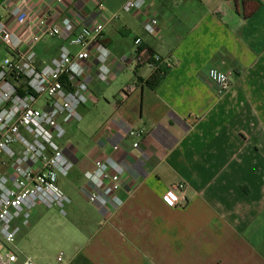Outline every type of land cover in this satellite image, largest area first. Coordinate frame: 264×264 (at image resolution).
Listing matches in <instances>:
<instances>
[{
    "label": "crops",
    "instance_id": "1",
    "mask_svg": "<svg viewBox=\"0 0 264 264\" xmlns=\"http://www.w3.org/2000/svg\"><path fill=\"white\" fill-rule=\"evenodd\" d=\"M99 1L48 0L58 21L104 23L102 42L113 54L114 74L108 85L93 79L96 102L79 109L87 128L98 122L94 112L104 109L102 98L111 109L89 131L91 140L77 139L82 124L72 123L60 141L74 164L70 177L59 181L70 198L66 219L54 224V208L38 206L23 232L56 227L66 241L54 260L34 261L264 264V0H148L130 13L122 10L128 0H105L103 18ZM11 3L23 5L31 21L48 8L40 0H0V12L7 15ZM152 17L159 22L156 34L144 29ZM136 39L147 54L173 62L154 86L148 67L120 62ZM59 44L46 38L37 51L54 57ZM5 53L1 47L0 60ZM211 68L232 72L223 95L208 79ZM126 70L131 80L118 83ZM133 83L139 84L135 93L110 102L113 88ZM133 128L145 131L139 149L132 148L138 139L127 137ZM107 155L126 170L119 208L88 201L84 173ZM179 182L185 205L171 207L163 195Z\"/></svg>",
    "mask_w": 264,
    "mask_h": 264
},
{
    "label": "built area",
    "instance_id": "2",
    "mask_svg": "<svg viewBox=\"0 0 264 264\" xmlns=\"http://www.w3.org/2000/svg\"><path fill=\"white\" fill-rule=\"evenodd\" d=\"M40 1L48 8L34 21L21 4H9L7 15L0 12V48L8 53L0 60V264H37L21 255L16 244L35 208H55L67 215L70 198L59 181L70 177L74 164L60 141L67 126L82 120L80 107L96 102L92 80L108 85L114 74L113 54L102 42L103 22L79 26L70 17L58 21L48 0ZM147 1L128 0L122 10H140ZM97 9L103 18L105 0L99 1ZM158 24L152 17L144 29L156 34ZM46 38L60 41L54 57L37 51ZM120 62L124 67L146 66L152 74L162 76L173 67L170 58L147 54L141 39L134 41L133 49ZM231 76V71L218 68L208 71L218 95L230 89ZM138 88L139 84H130L121 91L120 99L126 100ZM144 136L143 129L127 132L128 138L138 139L132 143L133 149H139ZM112 150L118 151L119 145ZM125 174L123 165L110 155L94 160L92 169L84 173L89 203L121 207ZM185 189L184 183H176L166 190L163 200L171 207L185 205ZM58 261H62V253Z\"/></svg>",
    "mask_w": 264,
    "mask_h": 264
},
{
    "label": "rangeland",
    "instance_id": "3",
    "mask_svg": "<svg viewBox=\"0 0 264 264\" xmlns=\"http://www.w3.org/2000/svg\"><path fill=\"white\" fill-rule=\"evenodd\" d=\"M7 54H4V57H6ZM133 74L129 70H126L124 73H122L118 83L120 82H128L131 80ZM121 89H119L117 86L113 88L111 92H113L111 96V101H115L116 99H119ZM109 98V97H108ZM101 103H103L104 109L95 110V115L99 117V120L97 123H94L90 127L83 126L84 122H79L82 125L79 126L81 133L79 132L77 139H80L81 141L84 140V142H88V140H91L92 136L89 132L90 130H93V128L96 127L98 129L101 125V120L104 119L107 114L110 113L111 109L108 108L106 105V101L102 98ZM107 107V109H106ZM82 116V115H81ZM83 118V117H82ZM78 125V123H77ZM98 126V127H97ZM78 132V129L75 130ZM74 133V134H75ZM77 134V133H76ZM87 135V136H86ZM88 139V140H87ZM44 208V207H43ZM47 209V208H45ZM55 209V208H54ZM52 210L51 212L53 214V220L54 224L59 223L62 219H66L64 216H62L58 209ZM32 219L30 218V221ZM23 229L18 234L17 237V248L21 255L26 257H31L34 260H36L38 263L40 262H48L54 260L58 253L62 251V246L65 245V237L61 236V232L53 227H49L47 229H44L42 231H39L32 236H28V229H26V232H23ZM26 233V234H25ZM68 239V238H67Z\"/></svg>",
    "mask_w": 264,
    "mask_h": 264
},
{
    "label": "trees",
    "instance_id": "4",
    "mask_svg": "<svg viewBox=\"0 0 264 264\" xmlns=\"http://www.w3.org/2000/svg\"><path fill=\"white\" fill-rule=\"evenodd\" d=\"M164 78V76L160 75L159 73H153L151 77L148 80V84L154 86L156 85L159 81H161Z\"/></svg>",
    "mask_w": 264,
    "mask_h": 264
}]
</instances>
